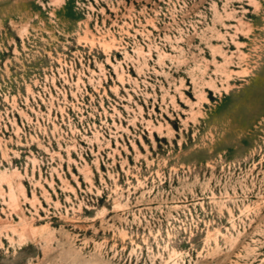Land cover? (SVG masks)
Segmentation results:
<instances>
[{"label": "rangeland", "instance_id": "374dc122", "mask_svg": "<svg viewBox=\"0 0 264 264\" xmlns=\"http://www.w3.org/2000/svg\"><path fill=\"white\" fill-rule=\"evenodd\" d=\"M0 264H264V0H0Z\"/></svg>", "mask_w": 264, "mask_h": 264}, {"label": "bare ground", "instance_id": "6f19581e", "mask_svg": "<svg viewBox=\"0 0 264 264\" xmlns=\"http://www.w3.org/2000/svg\"><path fill=\"white\" fill-rule=\"evenodd\" d=\"M10 196H11V198H12L13 201H14V196H15L14 193H11ZM16 202H17V201H16ZM14 204H15V203H14ZM13 206H14V205H13ZM15 207H16V205H15ZM15 207H14V208H15ZM15 210H16L18 213H20V207H16ZM12 229H13L14 231L17 232V228H16V226H13ZM7 235H9V233H8ZM10 238L13 239V237H10Z\"/></svg>", "mask_w": 264, "mask_h": 264}]
</instances>
